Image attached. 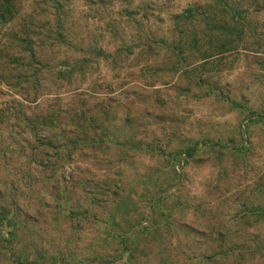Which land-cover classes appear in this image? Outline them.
I'll return each mask as SVG.
<instances>
[{
	"label": "rangeland",
	"instance_id": "1",
	"mask_svg": "<svg viewBox=\"0 0 264 264\" xmlns=\"http://www.w3.org/2000/svg\"><path fill=\"white\" fill-rule=\"evenodd\" d=\"M0 264H264V0H0Z\"/></svg>",
	"mask_w": 264,
	"mask_h": 264
}]
</instances>
